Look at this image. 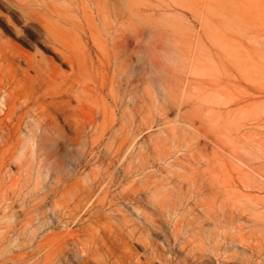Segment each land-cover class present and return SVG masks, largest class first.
I'll return each instance as SVG.
<instances>
[{"label": "rangeland", "instance_id": "374dc122", "mask_svg": "<svg viewBox=\"0 0 264 264\" xmlns=\"http://www.w3.org/2000/svg\"><path fill=\"white\" fill-rule=\"evenodd\" d=\"M255 1L131 0L135 7L134 18H139L133 24L137 29L145 28V42L133 41L128 49L123 48L120 61L125 68L114 75L113 62L111 69L105 71L109 73L106 75L101 68L106 62L104 55L113 54L114 36L127 28L117 19L120 17L112 0H0V88L10 71L9 63L19 55L24 59L28 56L37 60L47 58L55 74L59 67L62 73L69 75L70 68L62 64L54 50V45L65 46L82 53L91 67L94 65V79L88 82L99 91L88 95L85 105L86 109L96 107L101 111L94 127L87 124L91 121L88 113L77 118L78 123L87 124L81 132L76 131V121L69 123L57 115L59 131L40 138L47 145L37 148L25 145L16 158L7 159L6 164L0 158V264H54L58 246L54 236L74 233L79 226L73 223L89 216L91 204L84 203L76 208L77 182L82 186L102 182L109 200L138 190L143 196L162 197L155 198L157 205L147 201L136 205L141 208L139 215L142 218H152L160 213L157 224H161L163 234L159 243L162 244L160 240L165 237L169 239L173 253L167 255L174 256L173 264L192 253L199 242L207 243L199 230L201 224L205 229L209 227L207 222L199 219L205 211L237 212L244 211L249 205L257 208V213H264V192L259 188V184L264 183V68L261 69L264 67V12L261 13L264 0ZM236 3H241V11H244V17L236 15L238 21L231 12ZM223 13L228 15L227 19ZM204 15L208 20L203 18ZM238 17L241 21L246 19L241 22ZM228 19L237 23H230ZM227 21L228 25L225 24ZM206 23L212 24L213 28H205ZM218 28L223 32H218ZM254 44L263 50L257 52L259 48ZM225 48L228 55L223 52ZM255 52L261 55L263 59L259 56L261 59L258 60L263 64L253 58ZM249 61L258 62L257 66L252 63L258 69L250 67ZM20 66L26 68L25 63ZM29 75L34 77L36 73L30 71ZM19 77L23 80L19 89L20 101L25 102L30 96L31 84L22 72ZM61 81L57 79L58 84ZM57 85L52 84L50 90ZM47 86H44L45 90ZM141 92L150 95L146 96V105L142 102L144 94ZM123 97L126 105L117 106L116 101ZM128 105L132 106L128 108ZM259 106L263 108L261 111ZM123 111L129 115H122ZM49 112L56 115L53 107H49ZM115 117L117 121L112 127ZM22 137L25 142L29 141L25 127ZM110 163L114 166L108 170ZM77 164L79 168L65 184L67 189L62 187L57 197L51 194L53 175L58 166L66 165L60 172L67 174ZM211 177L230 184L229 189L234 193L232 201L212 202L207 195L196 193V181L202 178L214 180ZM129 206L127 201L115 208L132 214ZM58 213L67 217L60 219ZM241 222L227 224L225 230L229 239H240L242 234L237 227ZM245 238L254 248H264L259 235H246ZM133 248L144 262L142 248L138 245ZM61 249L59 264H77L72 241L62 244ZM206 263L217 264V261L213 256Z\"/></svg>", "mask_w": 264, "mask_h": 264}, {"label": "bare ground", "instance_id": "6f19581e", "mask_svg": "<svg viewBox=\"0 0 264 264\" xmlns=\"http://www.w3.org/2000/svg\"><path fill=\"white\" fill-rule=\"evenodd\" d=\"M238 2H239V0H238ZM251 2H252V0H251ZM254 2L256 3L255 0H254ZM112 3H113L114 8H116L118 10L117 15L120 18H117V19L119 21H122L123 25L125 27H127L126 30L122 34L114 36V38H113V46H114L113 54H109V53L107 55L103 54L105 59H106V62H103V64H102V67H101L102 71L105 72L106 70H110L112 67V63L114 62L115 66H114V72L113 73L115 75L118 73L120 74L122 72V69L125 68V64H123V62L120 61L122 58V54H121L122 49L123 48L128 49L130 47V43L133 41L141 40L142 43H144L145 42V36H146V30H145V28L137 29L134 26L133 21H137V19H139V18H134V17H136L135 16V9H134L135 7L132 6L131 0H112ZM222 3H224V2H220V4H222ZM260 3H262V2H260ZM233 6H234L233 7L234 9H232V11H231L233 16L235 18H236V15L237 16L240 15L239 17H241V16L244 17V11H241L242 8H240L242 6L241 3H236ZM248 7H249V4H248ZM253 7H252V9H253ZM226 11H228V10H226ZM262 12H264V11H261V13ZM218 14L220 15V13H218ZM226 14H227V12H226ZM221 15H222V13H221ZM226 16L228 17V15L224 14V17H226ZM248 16H251V13ZM204 17H205V15L203 16V18ZM227 17L225 19H227ZM234 17H233V19H234ZM243 17H242V19H243ZM245 19H243V20H245ZM247 19H248V17H247ZM201 20L203 21L202 18H201ZM228 21L231 23L232 20L228 19ZM228 21L226 23L225 22L224 23L227 24ZM237 21H238V19H237ZM240 21H241V19H240ZM232 22H235V21H232ZM204 23H203V25H205ZM211 23L215 24L213 22H211ZM235 23H237V22H235ZM212 24H210V25L207 24V26H205V28H208ZM245 24H247V23H245ZM110 25H111V23H110ZM251 25H253V23ZM247 26H245V27H247ZM237 27H239V26H237ZM248 27H250V26H248ZM216 28H217V26H216ZM218 30H219V28H218ZM236 30H238V29H236ZM221 31L222 30H219L218 32H221ZM246 31H247V29H246ZM213 34L215 35L214 32H213ZM213 36H211V37L214 38ZM219 36H221V38H222L223 37L222 33ZM215 37H217V35ZM257 37H259V36H257ZM225 39H223V40H225ZM212 41H216V39L215 40L213 39ZM253 41L258 42V41H255V39H253ZM216 42H222L223 43V41H216ZM249 43H251V42H249ZM261 43H263V42H261ZM236 44H239V43H236ZM244 45L246 46L245 43H244ZM230 46H232V45H230ZM245 46L244 47L242 46V48H244V50H245ZM255 46H257V45H255ZM263 46H264V44H263ZM261 47H262V45H261ZM228 48H230V47L228 46ZM232 48H234V47H232ZM246 48H247V46H246ZM257 48H259V47L257 46ZM238 49H240V48H238ZM247 49H249V48H247ZM54 50H55V53L61 57L62 64L68 65V67L70 68L69 70L71 71V73L69 75L62 73V71L59 67H56V69L58 71H57V74H55L53 72V68L51 65L52 63L50 62L49 59L44 58V57L41 58V60H37L34 56H28L27 59H24L20 55L14 56L8 65V67L10 68V71H8L9 73L5 77L4 85L2 84L3 86L0 88V158L5 161V164L7 162V159L16 158L19 150L21 148H23L25 145H28L31 148H37V147L42 146V145H47V142L41 140L40 138L41 137L42 138L47 137L51 132H58L59 131V126H58L57 120H56L57 115H60L63 119H65L66 122H69L72 120L76 121V124H74L76 131L81 132L84 129H86L87 124L91 127H94L95 122H96V117L101 113V111L98 108L91 107L90 109H86V105H85L86 97L93 92L99 91V88L93 87L91 82L90 83L88 82L89 79H92V80L94 79V75H95L94 74V72H95L94 71L95 70L94 65H92L93 67H91V64L87 62V60L85 59V56H83L82 53L79 54L77 52H74V50H71L65 46L59 47L57 45H54ZM258 50L262 51L263 48L257 49V52H258ZM236 51H233L232 53H235ZM223 52H226V48L224 49ZM226 53L228 55V52H226ZM239 53H240V55H242L241 51ZM259 54H262V53L259 52ZM231 55L233 56L234 54H231ZM255 55L258 56V53L254 54V56H253V58L256 57V60L262 58L261 55H259L261 58H259V56L257 58V56H255ZM237 57H239V56H237ZM233 58L234 57H232V60H233ZM219 59H220V57H219ZM230 59H231V57H230ZM219 61L221 62V60H219ZM258 62L260 64V60H258ZM21 63H25L26 68H24V69L21 68V66H20ZM229 63H231V62H229ZM248 63H249V66L252 67L253 69L254 68L258 69V67H253V65H252V63H254L253 61H249ZM257 63H254V64L256 65ZM261 64H263V62ZM260 65H258V66L260 67ZM245 66L248 67V65H245ZM263 68L264 67H262L261 69H263ZM7 69L8 68H6V70ZM30 71L35 72L36 76L31 77L29 75ZM258 71H257V73H259ZM19 72H22V74L26 77V79L31 84L30 96L29 97L27 96L28 100L25 102L20 101L19 89L23 85L22 84L23 80H22V78L19 77ZM107 72H105V74L109 75V73H107ZM144 74L146 75V73H144ZM124 75H125V72H124ZM120 78H121V76H120ZM57 79L62 80L60 84L57 83ZM120 80H123V79L121 78ZM141 80H142V78H141ZM112 83L114 84V80H112ZM52 84H55V85L58 84V85L56 88H54L51 91L50 89H52ZM255 84H257V83H255ZM44 86L45 87L47 86L46 90L44 89ZM160 86H162V85H160ZM146 88H145V91H148V90H146ZM104 89H105V87L103 88V90ZM215 89H218V88L216 87ZM2 91H4V94H2ZM143 92H141V93H143ZM249 92H250L249 95H251L252 94L251 91H249ZM27 93H29V92H27ZM143 94L144 95L142 97V102L144 105H146L145 104V102H146L145 100L147 98L146 96H150V95H147L146 93H143ZM123 95H125V93ZM233 98H234V96H233ZM25 99H27V98H25ZM116 104H117V106L124 107L126 105L124 97L122 99H120L119 101L117 100ZM131 106L132 105H130L128 108H130ZM49 107H53L55 109L56 115L49 112ZM260 107L261 106H259V109H260L259 111H261V109H263L262 107L261 108ZM146 109H148V105H147ZM86 113H88L90 115L91 121H89V122L87 121L88 122L87 124L86 123H84V124L78 123L77 118L83 116ZM122 115H124V116L129 115V112L123 111ZM142 116H144V115H142ZM144 118H145V116H144ZM116 121H117V119L115 117L112 127H114V124ZM145 122H148V121H145ZM122 124H123V122L121 123V125ZM24 127L27 130L28 139H29L28 142H25L24 138L22 137V132H23ZM115 132L118 133L117 131H115ZM115 137H116V135L114 136V138ZM117 137H118V135H117ZM255 143L257 144V141ZM260 146H261V148H263L262 145H259V147ZM140 148H142V147L140 146ZM137 153H139V152H137ZM263 157H264V155L262 156V158ZM113 166H114V163H110L108 165L107 169L109 170ZM58 168L59 169L53 175V181H52V186H51V194H53L55 197L58 196L59 191L62 187H63V190L67 189L65 184L69 180V178L72 177V174L74 175L76 173L77 169L79 168V164H77L75 166L73 165V168L69 169L71 173H67V174L66 173L62 174L60 172V168H66V165L58 166ZM189 171H190V169H189ZM209 171H210V169H209ZM32 175H33V173H32ZM211 178H214V177H211ZM185 180L186 179L183 178L184 182H185ZM253 181H255V180H253ZM246 182H247V180H246ZM248 182H249V180H248ZM78 183L79 182H77V186H76L77 190L75 193L76 200L78 201V205L76 206V208L81 207L84 203H86V204L89 203V205L91 204L90 205L91 208L89 210V213H87V215H89V216L86 219L79 218L73 223L74 225L79 226V228L75 232L73 231L74 233H68V234L62 235V236H59V235L54 236L55 240L57 241V245H58L57 248L55 249L54 264H59V262H60V254L62 251L61 245L67 244V243H69V241H72L74 244V256L77 260V264H173L174 263V260H175L174 256L173 255H171V256L167 255L168 252H171V254L173 253V249L171 247L169 239H167V237H165L163 241L160 240V242H162V244L159 243V238H161V235L163 234V228L160 227L161 224H157L159 222L160 213L158 212L159 215H153L152 218H142L139 215V211L141 208H139L136 205V204L141 203L143 201H147L148 203H152L154 205H157V199H155V198L161 199L162 197L161 198H159V197L153 198L150 195L149 196H143L141 194V192H139V190H138V191H134L133 193H130V194H119V197H117V198L112 197V199L109 200V193L107 190H104L102 188V182L95 181L93 184H88L87 186H82ZM176 183H177V181H176ZM196 183L198 184V189H197L196 193L198 195H207L209 197L210 201H212V202L220 200L221 203H225L226 201L230 202L228 200H231V201L233 200L231 197L233 196L234 193L232 190H230L231 188L229 189L230 184L227 181H218V180L216 181L215 178H214V180L202 178L200 180H197ZM74 185H75V183H74ZM172 185H173V183H172ZM259 185H260L259 186L260 190L264 192V183H261ZM72 188L73 187H71V189ZM175 188H176V186H175ZM45 189H47V188H45ZM172 190L174 191V189H172ZM172 190H169V191H172ZM192 191H194V190H192ZM120 192L118 191L117 193H120ZM238 192H240V191H238ZM161 193H163V192H161ZM192 194H193V192H192ZM165 195L168 196V193L164 194V197H163L164 199H166ZM159 196H160V194H159ZM248 196L250 197L249 194H248ZM208 197H207V201H208ZM202 198H204V197H202ZM229 198H231V199H229ZM205 200L206 199H204L203 201H205ZM127 201L130 203L129 208H130V212L132 214H129V212L127 213V211L125 212L119 208H115L120 203H124ZM200 201L201 200H199V202ZM162 202H164V200ZM201 203L198 205H201ZM234 203L240 204L239 202H236V201H234ZM234 203L232 202V204H234ZM250 203H252V202L250 201ZM257 203H259V202H257ZM63 204H64V202H63ZM181 204H182V202H181ZM181 204H179V205L181 206ZM208 204H209V202H208ZM154 205H152V206L154 207ZM161 205L162 204H160V206ZM244 205H246V204L244 203L243 206ZM191 206H193V205H191ZM175 207H176V205H175ZM207 207L210 208V206H207ZM66 208H67V206H66ZM96 208H99V209L96 210ZM231 208H232V206H230L229 209H231ZM163 209L165 210V208H163ZM156 210H154V211H156ZM189 210H191V209H189ZM202 210H203V208H202ZM69 211H71V209ZM257 212H258L257 208H255L254 206L249 207V205H248V207L245 208L244 211L240 210L237 212L234 210H231V211L222 210L220 212H211V211L206 212L205 211L204 215L202 217H200L199 219H202V222L203 221L207 222L209 227H206V229H205L203 224H201V226L199 227V230H200L201 234H203L204 238L207 240L206 241L207 243L205 244L203 242H199L200 243L199 246L196 247V249L192 250V253L185 255V258L183 260L180 259V261H178L177 264H207L206 261L211 260L213 256L216 259L217 264H264V248H259V247L254 248V246H252L249 243V240L247 238H245L246 235H248V236L259 235L258 239L261 241L262 244H264V213H257ZM171 214H173V213H170L169 215H171ZM133 215L135 217L134 219L132 218ZM58 216L60 217V219L61 218L65 219L67 217L66 214L62 215L61 213ZM145 217H147V216H145ZM196 218H198V217H196ZM190 219H192V218L190 217ZM136 220H137V222H136ZM187 221H189V220H187ZM241 221L242 222L244 221L246 223V225H244L245 223L242 225ZM181 222H182V220H181ZM236 222H241V226L237 227V225H238L237 224L236 227H237L238 232H240L242 235H241L240 239H236V238L235 239L234 238L229 239L228 232L225 230V228H226L227 224L232 225V224H235ZM176 224H177V222H176ZM210 227H212V228L214 227V228L209 229ZM220 228H223L224 231H219ZM248 229H249V231H246ZM165 230H166V228H165ZM67 232H68V230H67ZM53 234H55V232ZM190 239L193 240V237ZM133 245H138L142 248V250H143L142 256L145 259L144 262L141 261V255H139V253H137L134 250ZM182 246H183V244H182ZM182 249H184V248H182Z\"/></svg>", "mask_w": 264, "mask_h": 264}]
</instances>
